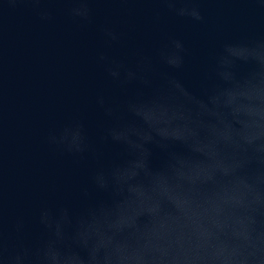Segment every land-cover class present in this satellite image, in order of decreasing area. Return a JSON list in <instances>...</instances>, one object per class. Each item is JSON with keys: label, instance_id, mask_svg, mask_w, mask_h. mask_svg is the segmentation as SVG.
<instances>
[{"label": "clouds", "instance_id": "clouds-1", "mask_svg": "<svg viewBox=\"0 0 264 264\" xmlns=\"http://www.w3.org/2000/svg\"><path fill=\"white\" fill-rule=\"evenodd\" d=\"M59 2L73 20L92 22L93 0ZM156 2L205 19L200 0ZM37 13L53 19L51 9ZM101 33L109 45L121 39L107 25ZM186 52L171 39L155 62L99 53L121 95L97 94V134L73 117L45 138L89 162L79 204L39 205L34 234L25 216L6 212L0 182V264H264V34L225 40L196 90L158 67L182 69Z\"/></svg>", "mask_w": 264, "mask_h": 264}, {"label": "water", "instance_id": "water-1", "mask_svg": "<svg viewBox=\"0 0 264 264\" xmlns=\"http://www.w3.org/2000/svg\"><path fill=\"white\" fill-rule=\"evenodd\" d=\"M199 6L202 22L176 17L156 0H93L92 22L83 23L73 20L70 5L59 0L39 5L0 0V182L9 216H25L35 234L39 205L79 204L89 162L54 152L45 138L50 128L73 117L83 118L90 134H97L103 122L97 94L121 95L97 62L99 53L130 65L137 53L155 62L159 48L180 39L187 50L185 66L158 67L196 90L225 40L264 34V0H200ZM38 8L51 9L53 19L41 20ZM105 25L121 33L120 41L105 42Z\"/></svg>", "mask_w": 264, "mask_h": 264}]
</instances>
